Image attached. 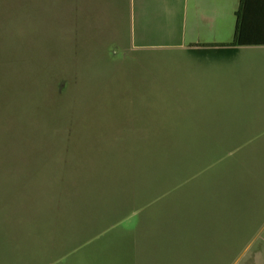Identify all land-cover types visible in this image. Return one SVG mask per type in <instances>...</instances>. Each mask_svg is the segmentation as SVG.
Masks as SVG:
<instances>
[{"label":"rangeland","instance_id":"1","mask_svg":"<svg viewBox=\"0 0 264 264\" xmlns=\"http://www.w3.org/2000/svg\"><path fill=\"white\" fill-rule=\"evenodd\" d=\"M62 2L0 0V264H227L246 236L230 264H264V56L190 51L230 44L238 7L179 41L95 53L72 46ZM219 154L195 174L191 157ZM178 163L195 177L142 207ZM211 219L225 257L189 233Z\"/></svg>","mask_w":264,"mask_h":264},{"label":"crops","instance_id":"2","mask_svg":"<svg viewBox=\"0 0 264 264\" xmlns=\"http://www.w3.org/2000/svg\"><path fill=\"white\" fill-rule=\"evenodd\" d=\"M51 1L57 7L59 1L66 6L65 17L67 13L68 17L64 21L68 26L63 28L69 30L72 46L80 51L95 53H106L114 47L126 53L149 45L179 41L184 32L209 21L215 10L226 3V0ZM227 1L239 8L240 0ZM218 43H207L205 46L191 44L198 48H191L190 51L215 61L234 60L241 53L248 52L251 69L257 62L256 58L264 56V46L232 48L231 53L226 55L224 50L231 48L221 45L229 43Z\"/></svg>","mask_w":264,"mask_h":264},{"label":"trees","instance_id":"3","mask_svg":"<svg viewBox=\"0 0 264 264\" xmlns=\"http://www.w3.org/2000/svg\"><path fill=\"white\" fill-rule=\"evenodd\" d=\"M236 16V22H235V30H234V36H233V41L230 44L227 45H221L227 48H231L230 50H224V53L226 55H229L231 53L232 48H240V47H248V46H264V0H240V5L238 10L235 13ZM73 42V41H72ZM242 144V143H241ZM238 153H241V151H238ZM226 154H219L214 158H204V155H202L201 157L198 156H194L191 157L190 162H194V163H200L202 161H204L205 159V163L202 164L198 170L195 171V174L199 175V174H203V172L205 171V169L212 165L213 162L216 163L219 160H225L224 157H226ZM219 159V160H218ZM228 161V160H227ZM189 162V163H190ZM176 167H181L180 171L181 174L179 173L178 176L182 175L181 178L176 182L174 179L173 181H175L173 184H169V183H156V182H151L149 184V187H152L154 189H158L159 192H156L154 194V196L151 199H146L145 202L142 203V207H146V206H150L152 203L156 202V200H158L159 198H162L165 195H168L170 192H172L177 186H179L180 184L184 183L185 181H187L188 179L195 177L194 173H188L184 174L183 171H185V167L186 164H180L178 163V166ZM179 170V169H177ZM145 172H147L145 170ZM133 177V181H134V193L137 194L138 196H145L147 192L144 191V186H140L141 183V179L143 177L146 178V176L143 174V169L136 171V169L134 170V173L132 174ZM177 177V176H176ZM102 186H106V185H102ZM101 186V187H102ZM151 189V188H150ZM236 191H233L232 189H228V191H225L226 194V200H234L236 199L237 195H236ZM128 216H125L122 220H124L125 218H127ZM121 220V221H122ZM120 221V222H121ZM119 222V223H120ZM118 223V222H116ZM216 223V222H215ZM212 219L208 222V227H207V231H206V223L205 226L200 227V229H192L189 233L196 236V240L197 241H203L207 244V248L212 250V254H218V257H222V256H227L226 254L229 251H232V241L229 239V241L227 242V245H223L224 241L227 239V237L225 238V240L220 241V237L217 233V229H216V224H215ZM42 224V222H41ZM113 224H115V222H113ZM111 224V225H113ZM110 225V226H111ZM106 229V228H103ZM103 229L102 230H97L96 232H94L92 235H90L89 237L84 239V242L82 243V245L75 247V248H67L64 250L57 249V253H59V255H65V257L63 258L64 260H66L67 258H71L72 254H74L76 252V250L80 249V247H82L83 245H85L88 241H91L93 239H95L96 237L98 238L100 236V234H103ZM226 235H229L230 233H226ZM116 237V236H115ZM231 237L233 239L236 240V236L231 234ZM113 241L115 240L114 238H111ZM250 240V236H246L244 242L242 243V245L235 250L234 254H232L231 258H227L228 262L227 264L233 263V261L237 258V255H239V252L244 249L247 246V243ZM217 247L223 250H221L223 253L217 252ZM226 251V252H225ZM39 256L41 258H43V254H39ZM56 256V255H55ZM55 257H53L54 259ZM58 258V257H57ZM61 259V258H58ZM221 259V258H219ZM216 261V260H214ZM41 264H47L44 261L41 262Z\"/></svg>","mask_w":264,"mask_h":264}]
</instances>
